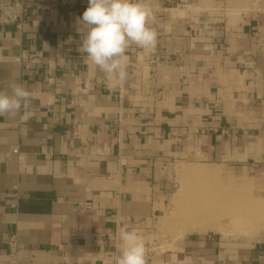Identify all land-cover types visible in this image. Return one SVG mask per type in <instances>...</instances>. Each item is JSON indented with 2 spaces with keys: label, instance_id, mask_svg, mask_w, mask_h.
<instances>
[{
  "label": "crops",
  "instance_id": "1",
  "mask_svg": "<svg viewBox=\"0 0 264 264\" xmlns=\"http://www.w3.org/2000/svg\"><path fill=\"white\" fill-rule=\"evenodd\" d=\"M31 1L20 33L0 27V92L33 93L0 116V264L11 235L18 264H114L117 226L153 232L175 165L229 167L264 195V0H146L158 42L129 47L123 83L80 50L84 0ZM217 235L147 264H264V235Z\"/></svg>",
  "mask_w": 264,
  "mask_h": 264
},
{
  "label": "rangeland",
  "instance_id": "2",
  "mask_svg": "<svg viewBox=\"0 0 264 264\" xmlns=\"http://www.w3.org/2000/svg\"><path fill=\"white\" fill-rule=\"evenodd\" d=\"M172 180L165 209L154 220L153 232L144 237L151 257L182 235L219 234L225 240L246 242L264 235V195L255 193L238 171L225 166L175 165ZM204 198L208 202L202 203L203 207L194 206L195 201ZM190 206H199L202 212L196 208L189 212ZM184 215L191 217V223ZM202 217L205 221L199 223Z\"/></svg>",
  "mask_w": 264,
  "mask_h": 264
},
{
  "label": "clouds",
  "instance_id": "3",
  "mask_svg": "<svg viewBox=\"0 0 264 264\" xmlns=\"http://www.w3.org/2000/svg\"><path fill=\"white\" fill-rule=\"evenodd\" d=\"M154 11L146 0H88V7L78 18L87 27L80 50L96 69L117 82L128 78L127 50L130 46L154 50L158 32L150 26ZM11 92H0V116L15 117L27 108L33 93L19 83L12 84ZM25 112L22 122L29 119ZM118 255L114 264H147V248L143 236L127 224L118 225Z\"/></svg>",
  "mask_w": 264,
  "mask_h": 264
},
{
  "label": "built area",
  "instance_id": "4",
  "mask_svg": "<svg viewBox=\"0 0 264 264\" xmlns=\"http://www.w3.org/2000/svg\"><path fill=\"white\" fill-rule=\"evenodd\" d=\"M84 4L88 6V0H84ZM33 7L31 0H17V1H0V27H14L17 32H21L23 25L26 22L28 13ZM19 63L21 58L16 59ZM20 122L21 119H20ZM13 154H18L15 149ZM7 254L8 264H18V241L15 235H11L7 239ZM147 260L151 257V251L147 248Z\"/></svg>",
  "mask_w": 264,
  "mask_h": 264
},
{
  "label": "bare ground",
  "instance_id": "5",
  "mask_svg": "<svg viewBox=\"0 0 264 264\" xmlns=\"http://www.w3.org/2000/svg\"><path fill=\"white\" fill-rule=\"evenodd\" d=\"M201 171H202V170H201ZM206 173H207V172H206ZM209 173H210V171H209ZM195 174H196L197 176H199V173H198L197 171H195ZM201 175H203V174L201 173ZM205 175L207 176V175H209V174H205ZM200 177H201V176H200ZM206 201H207V199H205V198H204V199H200V200H198V201L195 202V205H197V204H201V206H202V203H203V204H204V203L206 204ZM207 202H208V201H207ZM207 204H208V203H207ZM195 205H194V206H195ZM194 206H190V207H189V212H191L193 209L199 207V206H198V207H194ZM202 207H203V206H202ZM197 210H198V212H200V213L202 212V210L199 209V208H198ZM184 217L186 218V221H188V222L191 223V217H190V216L184 215ZM201 221H205L204 217L200 218L199 223H200ZM242 224H243V223H242ZM208 227H209V226H208ZM209 228H210V227H209ZM205 230H208L207 227L205 228Z\"/></svg>",
  "mask_w": 264,
  "mask_h": 264
}]
</instances>
